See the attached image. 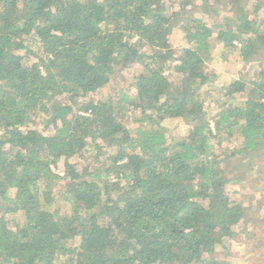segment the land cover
Listing matches in <instances>:
<instances>
[{
  "label": "trees",
  "instance_id": "16d2710c",
  "mask_svg": "<svg viewBox=\"0 0 264 264\" xmlns=\"http://www.w3.org/2000/svg\"><path fill=\"white\" fill-rule=\"evenodd\" d=\"M215 47L248 62L225 98ZM241 194L264 199V0H0V264H218L252 239Z\"/></svg>",
  "mask_w": 264,
  "mask_h": 264
},
{
  "label": "rangeland",
  "instance_id": "374dc122",
  "mask_svg": "<svg viewBox=\"0 0 264 264\" xmlns=\"http://www.w3.org/2000/svg\"><path fill=\"white\" fill-rule=\"evenodd\" d=\"M224 5L226 3H223ZM226 6H228L226 4ZM225 6V7H226ZM167 8L169 5L166 6ZM165 8V12L169 13V10ZM249 18L253 23H257L259 19L257 15L250 13L246 10ZM197 14V13H196ZM196 14L194 15L196 17ZM200 17L205 18L206 13L199 12ZM198 18V17H197ZM171 21L168 24V39L172 47H180L182 42L181 30L179 24V18H170ZM190 18H185L180 20L181 23H186ZM210 24L212 21H209ZM235 51L228 53L221 51L220 48H213L211 54L205 58V70L210 77V83L204 87V91L212 93L217 96L219 93L222 98H225V94L228 93L229 78L234 77L235 69H242L248 65L247 61L237 60L233 58ZM142 66L138 63H131L125 68H120L117 75L112 79L114 86H121L124 89L133 91L134 87V77L138 75L139 70ZM209 93V94H210ZM242 95H234V98H240ZM167 133L171 137H186L188 126L179 120L167 121L164 123ZM35 129L41 130L42 124L36 122L33 124ZM258 164L260 163V158H255L254 160ZM70 163H75L74 159L69 160ZM61 170L56 169L58 173ZM55 171V172H56ZM258 186V185H257ZM230 193L233 195L238 193L237 188L231 187ZM240 198L243 202L244 209L249 212V214L254 218V222L248 224V231L252 234V239H247L248 237L243 232V229L237 231L234 238L225 241V247L223 253L218 252V264H264V199L261 203H256L260 196L249 197L246 194H241ZM253 203V204H250Z\"/></svg>",
  "mask_w": 264,
  "mask_h": 264
}]
</instances>
